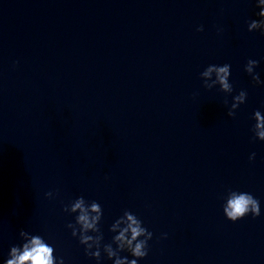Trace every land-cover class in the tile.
<instances>
[{
  "label": "clouds",
  "instance_id": "9594fccd",
  "mask_svg": "<svg viewBox=\"0 0 264 264\" xmlns=\"http://www.w3.org/2000/svg\"><path fill=\"white\" fill-rule=\"evenodd\" d=\"M256 6L260 9L257 15L259 20H251L248 23V31L259 30L264 34V0H256ZM197 31H203L199 27ZM259 61L249 59L244 66V71L251 76L255 84H264L260 79L255 68ZM231 74V65H209L200 73L204 82V87L212 89L219 85L220 91L231 94L233 85L229 81ZM213 75L215 79H213ZM247 100V92L241 90L233 96L231 106L227 115L234 117L236 109ZM227 100L225 104L227 105ZM255 124L252 127L253 140L264 141V114L260 110L253 113ZM255 153L249 156V160L255 159ZM51 198L52 192L46 193ZM64 212L77 214L75 223H69L73 237H78L79 243L84 246L85 254L94 258L99 264L101 260V251L106 257L113 261V264H138V261L148 255V242L153 238V233L143 226V222L131 211H124L123 215L116 219L111 225L110 231L117 233L112 238V243L102 244L103 234L99 224L103 216L101 205L96 202H87L83 196L77 197L63 208ZM223 212L229 221L236 222L245 216L251 214L253 218L261 215L260 201L251 193L230 190L227 194ZM95 235H89V233ZM19 236L23 241L20 245L11 246L8 258L4 264H64V258H57L54 255V248L40 235H33L23 229L19 231ZM166 238V234H165ZM113 244L116 245L113 248ZM128 252L132 259L127 256H121V252Z\"/></svg>",
  "mask_w": 264,
  "mask_h": 264
}]
</instances>
